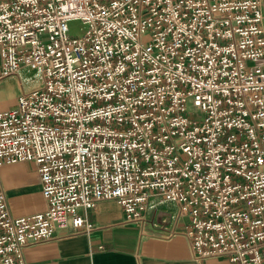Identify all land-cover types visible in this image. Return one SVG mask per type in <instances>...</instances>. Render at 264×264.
Instances as JSON below:
<instances>
[{"label": "built area", "instance_id": "built-area-1", "mask_svg": "<svg viewBox=\"0 0 264 264\" xmlns=\"http://www.w3.org/2000/svg\"><path fill=\"white\" fill-rule=\"evenodd\" d=\"M0 52L38 83L0 113V169L35 163L48 202L14 219L0 181V264L108 201L170 214L198 263L264 264V0H0Z\"/></svg>", "mask_w": 264, "mask_h": 264}, {"label": "crops", "instance_id": "crops-1", "mask_svg": "<svg viewBox=\"0 0 264 264\" xmlns=\"http://www.w3.org/2000/svg\"><path fill=\"white\" fill-rule=\"evenodd\" d=\"M0 52V113L15 107L24 91L35 86L20 77L2 76ZM29 75L22 73L25 79ZM11 217H27L47 211L41 177L35 163L17 162L0 169ZM96 228L92 233L58 230L54 239L28 247L27 264H231L227 259L198 263L192 244L181 223L158 209L139 226L125 222L124 211L115 201L100 203L93 211L82 212ZM157 224V225H155Z\"/></svg>", "mask_w": 264, "mask_h": 264}, {"label": "rangeland", "instance_id": "rangeland-1", "mask_svg": "<svg viewBox=\"0 0 264 264\" xmlns=\"http://www.w3.org/2000/svg\"><path fill=\"white\" fill-rule=\"evenodd\" d=\"M82 25L80 23H72L71 25V34L78 35L81 33ZM35 85H38V83L35 82Z\"/></svg>", "mask_w": 264, "mask_h": 264}]
</instances>
